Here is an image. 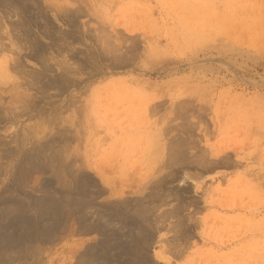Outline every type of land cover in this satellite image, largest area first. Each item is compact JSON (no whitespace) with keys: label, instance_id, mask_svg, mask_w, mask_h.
<instances>
[{"label":"rangeland","instance_id":"374dc122","mask_svg":"<svg viewBox=\"0 0 264 264\" xmlns=\"http://www.w3.org/2000/svg\"><path fill=\"white\" fill-rule=\"evenodd\" d=\"M9 1L0 160L24 143L27 191L0 194V264H48L5 227L68 219L87 264H264V0Z\"/></svg>","mask_w":264,"mask_h":264},{"label":"crops","instance_id":"0c3cea01","mask_svg":"<svg viewBox=\"0 0 264 264\" xmlns=\"http://www.w3.org/2000/svg\"><path fill=\"white\" fill-rule=\"evenodd\" d=\"M63 3L65 4L66 0ZM50 7H54V9L57 10L58 5L50 3ZM50 7H47V9ZM60 7L64 6L61 5ZM66 7L71 8V5ZM66 7L64 8L66 9ZM14 141L15 140L12 138L9 139L8 147V150H13L14 153H11L10 155L4 153L1 157L2 159L0 160V163L3 164L2 168L4 169L5 175L2 180L3 186L1 188L0 194L3 193L5 190L4 188L9 187L11 189H16V191H18L17 195L22 198L23 192L27 191V186L25 179L19 174V169L21 167L20 163L22 154L26 153V151H22L24 143H15ZM98 179L101 186L105 189H107L105 183L112 181V179L107 178L105 170L103 171L102 175L101 169L98 171ZM100 180L106 182L104 183ZM38 181L39 184L41 183V179L39 178V180L37 179L34 181V184ZM17 202L18 201H13L12 203L2 206L3 210H5V217H9V220L21 218L23 216L21 210H18V205H16ZM26 216L31 218L28 220H32L34 223L36 222L35 227L38 229L36 230L37 232L42 229L47 230V226L49 224L46 220H43L40 216L39 218H35V215L31 212H28V210L26 211ZM3 225L6 226L5 224ZM26 232L27 231L24 229L23 224L12 223L11 226H7L5 229H2V237L4 236L8 239L13 238V243L20 242L24 239L23 248L28 249L29 246H34V248L37 247V253L32 256L34 258H48V264H87V262L84 263L86 252L100 239V235H97L96 233L87 234L78 227L76 228V225L73 224V220L71 219L65 220L64 224H60V226L57 224V221H53L52 224L50 223L49 236H45V238L40 236L36 237L33 236V234L30 235L32 237L30 238L29 235H25ZM26 243L30 244L25 247Z\"/></svg>","mask_w":264,"mask_h":264},{"label":"bare ground","instance_id":"6f19581e","mask_svg":"<svg viewBox=\"0 0 264 264\" xmlns=\"http://www.w3.org/2000/svg\"><path fill=\"white\" fill-rule=\"evenodd\" d=\"M3 1H4V0H0V4H1V2H3ZM13 1H14V0H13ZM18 1H19V3H20L21 0H18ZM9 2H12V0H10ZM0 27H1V26H0ZM35 43H36V42H35ZM34 45H35V44H34ZM35 46H37V45H35ZM37 47H38V46H37ZM39 52H40V51H39ZM40 53H41V52H40ZM37 55H39V54H37ZM103 245H104V244H103ZM103 245H102V246H103ZM104 246H105V245H104Z\"/></svg>","mask_w":264,"mask_h":264}]
</instances>
